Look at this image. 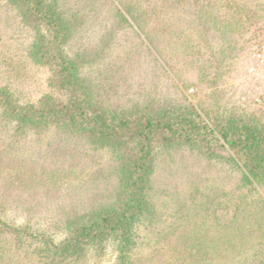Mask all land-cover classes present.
<instances>
[{
	"label": "rangeland",
	"instance_id": "374dc122",
	"mask_svg": "<svg viewBox=\"0 0 264 264\" xmlns=\"http://www.w3.org/2000/svg\"><path fill=\"white\" fill-rule=\"evenodd\" d=\"M70 28L66 56L108 111L196 112L264 129V0H44ZM0 0V88L17 105L45 96L54 69L31 56L45 27ZM223 142L153 146L150 209L132 229L129 264H264V183H247ZM135 144L127 143L131 150ZM118 160L56 126L35 129L0 109V220L62 242L68 224L116 198ZM42 244L0 228V264H53ZM117 242L54 264H116Z\"/></svg>",
	"mask_w": 264,
	"mask_h": 264
},
{
	"label": "trees",
	"instance_id": "16d2710c",
	"mask_svg": "<svg viewBox=\"0 0 264 264\" xmlns=\"http://www.w3.org/2000/svg\"><path fill=\"white\" fill-rule=\"evenodd\" d=\"M22 17L46 28L32 45L31 56L39 64L54 69L51 85L66 96L58 101L45 96L39 106L17 105L9 91L0 88V109L6 119L26 128L56 126L79 134L92 146L110 147L118 160V189L108 206L72 220L69 234L60 243L15 228L0 220V228L42 244L41 253L51 263L83 256L88 246L102 245L113 238L117 242L116 264H129L134 245L132 229L150 209L148 191L153 172V146L159 140L165 147L202 145L223 142L240 157L247 183H264V129L258 125L230 120L223 126L209 127L196 112L178 114L152 109L144 114L108 111L93 97L83 83L76 62L69 59L64 47L70 40V28L55 5L44 0H12ZM135 145L124 149L127 143ZM222 144V148H224Z\"/></svg>",
	"mask_w": 264,
	"mask_h": 264
}]
</instances>
